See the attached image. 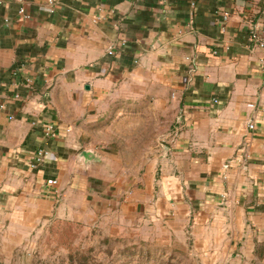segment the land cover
Returning <instances> with one entry per match:
<instances>
[{"label":"crops","instance_id":"1","mask_svg":"<svg viewBox=\"0 0 264 264\" xmlns=\"http://www.w3.org/2000/svg\"><path fill=\"white\" fill-rule=\"evenodd\" d=\"M17 8L0 0L1 217L85 219L100 203L264 230V0Z\"/></svg>","mask_w":264,"mask_h":264},{"label":"rangeland","instance_id":"2","mask_svg":"<svg viewBox=\"0 0 264 264\" xmlns=\"http://www.w3.org/2000/svg\"><path fill=\"white\" fill-rule=\"evenodd\" d=\"M108 208L98 203L85 219L28 216L25 224L0 214V264H264V230L250 220L241 228L229 213Z\"/></svg>","mask_w":264,"mask_h":264},{"label":"built area","instance_id":"3","mask_svg":"<svg viewBox=\"0 0 264 264\" xmlns=\"http://www.w3.org/2000/svg\"><path fill=\"white\" fill-rule=\"evenodd\" d=\"M18 4L17 8V19L18 20H24L28 19L30 17V14L25 9V0H15ZM46 5L50 8L51 11H53L57 5L58 0H44ZM252 37L256 40V42L260 45L262 48L261 56L259 59V64L261 69L264 70V36H258L255 32L252 34ZM112 50H109V53H111ZM216 101V100H215ZM248 107L253 108L255 105L253 103L247 104ZM249 128H254V124L250 122L248 124ZM45 155V153L42 150L37 151V161L41 160V158ZM56 183L55 179H47L46 184L47 185H54Z\"/></svg>","mask_w":264,"mask_h":264}]
</instances>
